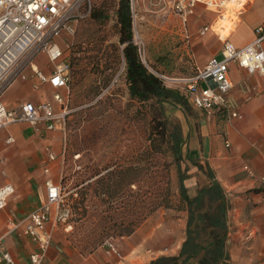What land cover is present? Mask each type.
<instances>
[{
  "label": "rangeland",
  "instance_id": "374dc122",
  "mask_svg": "<svg viewBox=\"0 0 264 264\" xmlns=\"http://www.w3.org/2000/svg\"><path fill=\"white\" fill-rule=\"evenodd\" d=\"M211 1H198L196 5L210 17L203 22L211 21L212 32L224 37L238 10L248 0H234L239 3L232 6L228 0ZM91 3L97 17L78 20L72 33L63 32L57 38L69 60V111L63 130L42 132L41 138L46 135L47 141L39 144L42 149L47 145L55 153L64 146L62 163L58 156L54 161L61 170V197L68 217L53 233L79 254L98 249L105 240L113 242L117 233L145 216L162 191L163 163L169 178L167 205L178 206L170 176L171 173L177 176V165L183 171L186 163L181 156L177 164L174 162L170 136L179 131L176 105L191 112L187 100L168 99L161 102V110L154 121L151 100L123 99V92H118L123 87L122 72H118L122 65V44L117 41L115 22L118 0H91ZM132 8L131 27L133 22L139 60L159 73L175 77L173 72L183 70L175 59L181 54L184 60L185 55L182 49H174L177 16L158 0H133ZM192 15L191 12L187 19L192 20ZM154 21L160 24H151ZM35 62L45 72L51 68L44 54L37 55ZM16 83L3 93L2 100ZM19 83L21 89L28 92L25 98L31 95L45 99L50 95L45 83L39 84L37 89H33L31 83ZM102 91L101 97L96 98ZM14 94L17 99L18 94ZM157 119L166 120L169 141L161 142L151 132ZM50 135L54 138L49 141ZM107 171L112 173L108 176L110 182L105 175ZM106 184L110 185L111 192H103Z\"/></svg>",
  "mask_w": 264,
  "mask_h": 264
},
{
  "label": "crops",
  "instance_id": "0c3cea01",
  "mask_svg": "<svg viewBox=\"0 0 264 264\" xmlns=\"http://www.w3.org/2000/svg\"><path fill=\"white\" fill-rule=\"evenodd\" d=\"M227 3L232 6L239 2L228 0ZM199 8L198 4L193 7L192 20L187 19L184 25L176 24L174 49H182L185 55L184 60L181 54L175 59V63L183 67L182 71L173 72L175 77L185 76L195 67L202 66L209 57L220 55L218 34L212 32L211 21L203 22V19L209 20L210 17ZM151 24L157 26L160 23L154 21ZM203 25H209V29L200 34L199 29ZM256 26L264 31V0H248L238 10L224 37L234 46L241 47L255 37ZM261 48L264 51V38ZM39 68L42 69L41 66ZM42 71L46 73L44 69ZM227 72L231 81L228 94L236 104L238 117L226 120L220 113L208 115L196 109L188 100L190 113L176 105L181 136L179 152L186 163L182 184L186 195L192 197L197 188L207 182L203 170L196 166L200 164L210 169L224 191L227 202L224 249L228 259L219 264H263L264 76L248 74L232 62L228 63ZM122 79L123 87L118 92H123L124 100L127 98L131 101L123 75ZM32 81L33 78L26 82ZM20 86L17 82L5 93L3 101L8 107L16 106L28 93ZM14 93L18 94L17 99ZM30 98L33 99L31 95ZM6 131L13 136L14 143L4 145L0 141V185L11 183L14 192L5 208L0 210V250L8 251L14 264H25L32 244L27 237L11 229L10 223L21 219L37 206L44 194L40 160L48 147L44 145L42 149L39 144L47 139L46 135L41 138L42 132L33 130L27 123L12 124ZM4 134L5 131H1L0 137ZM49 137V141L54 138L53 135ZM56 164L55 161L51 163L49 173L58 180V176L54 177L56 173L58 175ZM243 166H247L251 173ZM170 180L178 196L175 173H171ZM185 221L186 211L182 208L153 210L129 234L114 239L118 256L106 253L102 247L79 254L52 232L41 264H148L159 256H175L184 239ZM181 264L198 263L188 258Z\"/></svg>",
  "mask_w": 264,
  "mask_h": 264
},
{
  "label": "built area",
  "instance_id": "2783aa9c",
  "mask_svg": "<svg viewBox=\"0 0 264 264\" xmlns=\"http://www.w3.org/2000/svg\"><path fill=\"white\" fill-rule=\"evenodd\" d=\"M166 9H170L181 25L187 21L196 2L210 3L211 0H158ZM223 1V0H222ZM133 0H128L133 19ZM91 0H0V131H5L0 141L10 145L14 138L6 129L17 123H27L33 130L43 132L53 129L63 130L68 113V75L69 60L57 38L61 33H72L74 24L90 16ZM132 22V43L136 31ZM209 25H203L199 33H204ZM255 37L247 44L236 47L228 39L218 34L220 40V58L209 57L200 67L181 77H168L145 67L156 75L161 83L168 87L174 84L186 100L196 109L210 115L222 114L226 120L238 117L236 104L230 98L228 91L231 81L228 76V63H235L248 74L255 73L264 76V51L261 40L264 31L260 26L254 28ZM67 46V44H66ZM44 54L51 68L46 73L36 64L35 58ZM123 65L119 68L121 72ZM31 78V87L37 89L45 83L50 88V95L45 99L23 98L16 106L8 107L2 100L3 93L15 82H26ZM110 86V85H108ZM108 87L105 88V90ZM104 90V91H105ZM102 91L96 98H100ZM64 146L54 153L45 148V154L40 160V169L44 174V194L39 204L27 214L10 223V228L28 238L32 249L27 253L25 264H41L52 232L61 222L65 223L68 209L63 206L61 197V170H58V180L50 175V165L59 157L62 163ZM59 163V164H60ZM250 174L247 166H243ZM11 183L0 185V210L5 208L9 197L13 194ZM101 247L106 253L119 255L114 243L105 240ZM0 264H14L11 254L0 250ZM264 264V260H263Z\"/></svg>",
  "mask_w": 264,
  "mask_h": 264
},
{
  "label": "trees",
  "instance_id": "16d2710c",
  "mask_svg": "<svg viewBox=\"0 0 264 264\" xmlns=\"http://www.w3.org/2000/svg\"><path fill=\"white\" fill-rule=\"evenodd\" d=\"M90 16L96 18L97 13L91 11ZM115 18L118 34L117 41L122 44L123 69L121 72L127 85V91L131 99L138 102L151 100L150 106L153 109L151 119L155 121L161 110L162 101L168 99L186 101V99L177 89L164 86L161 80L150 72L139 60L137 47L131 41V14L128 0H118ZM151 132L158 136L159 141H167L166 120L157 119L155 125L151 126ZM170 140L174 162L177 164L180 159L179 144L181 142V136L179 131L171 134ZM148 157L150 158L149 154ZM196 166L203 170L207 182L197 188L195 195L188 197L182 184L185 174L183 171H180L177 165L178 206L174 208H182L186 211L184 239L181 242L179 252L175 256H159L151 260L148 264H181V262L188 258L195 259L198 264H219L220 262H226L228 259L227 252L224 249L227 230V202L224 191L208 167H203L200 164H196ZM163 169V185L158 201L148 207L143 218L132 221L129 226L122 229L120 233H117V236L129 234L141 220L157 207H168L169 178L164 163ZM105 175L110 182L111 179L108 176L112 175V173L107 171ZM105 186L106 188L103 192L112 191L110 185L106 184Z\"/></svg>",
  "mask_w": 264,
  "mask_h": 264
}]
</instances>
